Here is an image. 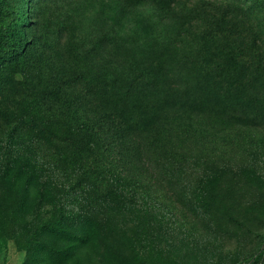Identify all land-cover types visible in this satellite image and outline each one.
I'll use <instances>...</instances> for the list:
<instances>
[{
	"label": "rangeland",
	"instance_id": "rangeland-1",
	"mask_svg": "<svg viewBox=\"0 0 264 264\" xmlns=\"http://www.w3.org/2000/svg\"><path fill=\"white\" fill-rule=\"evenodd\" d=\"M234 1L264 19V0ZM226 2L0 0L23 39L18 67L0 70V146L21 160L34 147L54 188L19 190L0 173V264L17 253L24 264H250L264 255V79L204 33L206 13ZM81 75L89 89L72 94L93 95L83 112L117 137L124 129L114 170L136 190L101 197L93 180L81 189L65 154L36 142L43 115L63 111ZM13 129L23 131L11 143ZM78 203L87 208L64 232L41 230L53 208L74 217Z\"/></svg>",
	"mask_w": 264,
	"mask_h": 264
},
{
	"label": "trees",
	"instance_id": "trees-1",
	"mask_svg": "<svg viewBox=\"0 0 264 264\" xmlns=\"http://www.w3.org/2000/svg\"><path fill=\"white\" fill-rule=\"evenodd\" d=\"M228 1L221 7L211 6L204 18V33L210 42L227 43L235 64L246 75L252 78L261 76L264 79V19L257 18L254 7H247L243 2ZM10 19L9 12L0 4V70L9 66L18 67L23 50L21 33L16 31L20 26V19L17 22L16 19ZM81 85H84V91L89 89L84 84L82 75L68 85L66 102H60L63 111L43 115L45 122L36 136L39 137L36 142L65 154L67 165L81 173L82 181H78L81 189L83 181L93 180L95 188L100 190L98 196L101 192H105L107 196L112 190H136L134 186L132 188L129 176L114 170L115 165L124 159L121 152H116L125 143L124 129L117 130V137L112 125H105L104 117L95 120L93 116L83 112L86 105L84 101H91L93 95H83V91L77 95L72 94ZM16 129L11 130L12 133L8 131L7 139L11 138V143L23 131L14 132ZM29 131L31 129H26L32 137ZM9 147V143L0 146V173L7 185L18 187L19 190H54L47 169L33 158L36 155L34 147L24 148V152L28 153L24 160L20 158L22 152L9 153ZM63 163H66L65 160ZM133 185H136L134 181ZM81 192L86 195L89 193L88 190ZM92 198L97 201L96 197ZM86 208L78 203L76 212L80 214H74V217L62 205L57 209L53 208L41 230L45 233L64 232L68 224L81 217ZM250 264H264V255H256Z\"/></svg>",
	"mask_w": 264,
	"mask_h": 264
},
{
	"label": "crops",
	"instance_id": "crops-1",
	"mask_svg": "<svg viewBox=\"0 0 264 264\" xmlns=\"http://www.w3.org/2000/svg\"><path fill=\"white\" fill-rule=\"evenodd\" d=\"M23 262H24V257L22 256V254L17 253L4 264H23Z\"/></svg>",
	"mask_w": 264,
	"mask_h": 264
}]
</instances>
